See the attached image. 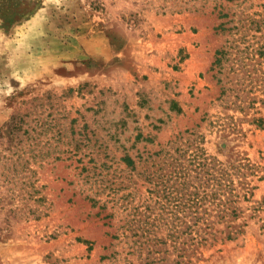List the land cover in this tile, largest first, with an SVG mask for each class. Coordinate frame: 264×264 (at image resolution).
<instances>
[{
	"label": "rangeland",
	"instance_id": "rangeland-1",
	"mask_svg": "<svg viewBox=\"0 0 264 264\" xmlns=\"http://www.w3.org/2000/svg\"><path fill=\"white\" fill-rule=\"evenodd\" d=\"M0 264H264V0H0Z\"/></svg>",
	"mask_w": 264,
	"mask_h": 264
}]
</instances>
